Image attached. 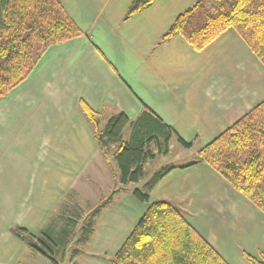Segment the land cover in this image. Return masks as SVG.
I'll return each mask as SVG.
<instances>
[{
	"label": "crops",
	"instance_id": "crops-1",
	"mask_svg": "<svg viewBox=\"0 0 264 264\" xmlns=\"http://www.w3.org/2000/svg\"><path fill=\"white\" fill-rule=\"evenodd\" d=\"M59 1L81 35L51 44L0 98V264H115L154 200L176 206L228 264L264 254V213L197 154L264 100L263 62L232 27L201 50L179 35L159 42L194 0H154L128 17L131 0ZM80 101L99 127L146 108L196 158L162 167L150 188L144 167L138 181L121 183L115 145L99 147ZM15 226L45 232L54 262L17 238Z\"/></svg>",
	"mask_w": 264,
	"mask_h": 264
},
{
	"label": "trees",
	"instance_id": "trees-1",
	"mask_svg": "<svg viewBox=\"0 0 264 264\" xmlns=\"http://www.w3.org/2000/svg\"><path fill=\"white\" fill-rule=\"evenodd\" d=\"M154 0H131L125 17ZM234 28L264 64V0H194L182 10L159 42L179 35L201 50L227 28ZM80 28L59 0H0V98L20 84L51 44L81 35ZM80 108L101 149L114 144L121 183L136 182L143 163L167 151L172 129L144 108L133 120L124 113L110 116L99 127V117L87 104ZM129 124L130 135L122 131ZM185 147L189 142L177 136ZM153 144L155 150L150 147ZM237 192L264 213V100L233 122L197 151ZM166 170L146 182L150 188ZM133 195L148 201V192L134 188ZM11 232L54 262L45 232L32 234L15 226ZM251 264H264V254H245ZM115 264H228L195 230L180 210L166 200L151 201L113 256Z\"/></svg>",
	"mask_w": 264,
	"mask_h": 264
},
{
	"label": "rangeland",
	"instance_id": "rangeland-1",
	"mask_svg": "<svg viewBox=\"0 0 264 264\" xmlns=\"http://www.w3.org/2000/svg\"><path fill=\"white\" fill-rule=\"evenodd\" d=\"M104 123L105 122H102V120L100 119V126L103 127ZM126 131H127V126L126 128L124 127L123 134H125ZM167 145H168V151L166 154L160 155L156 153V156L154 158L148 159L146 163L143 164L145 173L141 179L146 180L147 178L152 177L155 172L162 170V167H168L175 163H186L187 161L196 158V154L194 153L189 154L188 152H185L184 151L185 147L182 146L174 136H171L169 138ZM150 147L152 149L155 148L153 144H151ZM110 151L111 149L109 150V152Z\"/></svg>",
	"mask_w": 264,
	"mask_h": 264
}]
</instances>
